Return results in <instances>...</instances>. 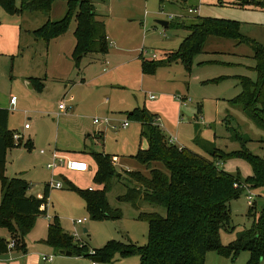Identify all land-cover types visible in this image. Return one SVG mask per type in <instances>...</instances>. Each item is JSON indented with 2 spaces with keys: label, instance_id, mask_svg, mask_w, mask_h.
<instances>
[{
  "label": "rangeland",
  "instance_id": "rangeland-1",
  "mask_svg": "<svg viewBox=\"0 0 264 264\" xmlns=\"http://www.w3.org/2000/svg\"><path fill=\"white\" fill-rule=\"evenodd\" d=\"M90 1L97 19L106 24L109 53L89 55L78 66L72 58L75 20L65 35L49 43L37 41L33 35L49 20H63L68 0L55 1L50 14L16 15L0 7V100L5 103L13 97L17 99V105L9 112V130L21 135L20 140L13 136L17 146L8 152L4 175L27 180L32 197L42 198L45 188H49L47 215L35 220L24 241L19 240L18 232L10 234L0 229V240L7 243L8 251L0 255V264H93L89 257L60 255L61 249L47 242L50 225L56 221L72 237L69 248L75 253L103 249L110 241L138 247L148 243L149 226L139 219L140 213L166 216L165 208L143 202L136 209L119 201L128 188L135 186L128 172L149 176V170L134 158L139 150L148 149L147 140L141 137V123L130 116L136 109L159 115L157 122L168 143L207 159H212L207 150L213 148L224 153L242 150V141L235 139L236 135L243 136L252 154L264 159V129L241 105L230 101L242 92L241 78L258 80L251 46L210 37L202 52L193 57L190 70L178 62L161 67L152 75L142 70L143 60L171 61L190 34L185 29L160 26L157 20H176L185 25L202 17L236 21L242 36L264 47V13L236 6L238 0ZM190 9L197 11L190 13ZM152 95L155 99H150ZM60 105L65 109L61 110ZM105 119L110 124L95 123ZM126 122L129 126L123 127ZM93 151L116 157L117 176L111 182L107 199L111 210L121 214L119 219L91 220L85 200L73 190L103 189L95 181ZM55 152L88 164L90 170L72 172L65 166L54 171L47 169ZM216 161L221 170L240 175L238 185L248 186L245 179L252 174V168L246 161ZM157 167L166 171L162 164ZM58 183L61 188L56 187ZM253 204L254 213L263 207L264 187L243 190L230 202L231 226L235 230L222 232L223 245L228 246L238 232L251 227L253 217L249 212ZM83 219L87 223L77 224ZM12 242L14 247L9 246ZM216 254L208 252L205 264H219L211 260L216 256L223 258L220 264H247L250 259L249 252H242L235 260ZM46 256L54 259L44 262L42 258ZM112 264H140V257L116 255ZM259 264H264V260Z\"/></svg>",
  "mask_w": 264,
  "mask_h": 264
},
{
  "label": "trees",
  "instance_id": "trees-1",
  "mask_svg": "<svg viewBox=\"0 0 264 264\" xmlns=\"http://www.w3.org/2000/svg\"><path fill=\"white\" fill-rule=\"evenodd\" d=\"M55 1L57 0H0V7L16 15L26 12L50 14ZM236 6L264 12V0H238ZM73 20L76 22V29L72 58L76 66L89 55L106 56L110 45L106 24L97 19L90 0H68L63 20H49L33 31L34 38L49 43L51 39L65 35ZM239 26L236 21L212 17H202L190 25L174 20L169 27L185 29L190 34L183 40L178 52L173 54L171 61L165 63L143 60V73L152 75L159 68L174 62L190 70L193 57L202 52L210 37L234 40L237 45H249L254 53L258 80L253 82L251 79L241 78L242 92L230 101L241 105L247 115L264 129V47L242 36ZM198 110L201 112L200 106ZM130 116L141 123V137L148 142V149L139 150L134 158L149 170V176L140 172H128L135 186L128 188L127 194L120 197L119 201L129 203L136 209L143 202L153 207H163L166 216L140 213L139 219L149 226L148 243L143 247L110 241L103 249L75 253L74 249L69 248L72 237L63 232L57 221L50 225L47 242L61 250L71 251L73 255L99 257L103 264H112L116 255L124 258L133 254L140 257V264H205L206 254L210 251L234 260L242 252H249L247 264H259L264 260V205L256 213V204L251 205L249 216L253 217L252 225L249 229L238 232L235 241L228 246L221 241L222 232L232 233L235 230L231 226L229 204L238 198L243 188L236 187L240 175L234 176L221 170L216 160L243 159L252 168V174L245 179L247 187L250 190L264 187V159L246 148L243 136H235V139L242 141V150L224 153L213 148L207 150L212 159H207L189 149L168 143L164 130L157 122L158 114L147 109H136ZM8 122L9 110L0 109V229H6L10 234L18 232L19 240L24 241L35 220L47 215L49 188H45L42 198L28 196L30 185L26 180L18 177L9 179L4 175L6 153L17 146L13 142L14 134L8 128ZM196 142L201 144L199 138H196ZM92 156L97 166L95 181L103 189L94 192L74 187L73 190L85 200L91 220L119 219L121 214L111 210L107 199L111 182L117 176L116 157L96 151L92 152ZM158 164H162L166 171L159 169ZM6 244L4 240H0V255L8 252Z\"/></svg>",
  "mask_w": 264,
  "mask_h": 264
},
{
  "label": "built area",
  "instance_id": "built-area-1",
  "mask_svg": "<svg viewBox=\"0 0 264 264\" xmlns=\"http://www.w3.org/2000/svg\"><path fill=\"white\" fill-rule=\"evenodd\" d=\"M201 2H203L204 0H199ZM197 11V9H190V13H195ZM156 55H154L153 57H155ZM150 99H155L154 96H150ZM10 104L12 105V107H15L17 105V99L15 97L11 98L10 100ZM61 110L65 109V107L63 105H60L59 107ZM95 123L97 124H110V120L109 119H105L103 121H99V120H95ZM129 123L126 122L123 124V127H128ZM29 125L25 126V129H29ZM14 138L16 140H20L21 139V135L19 134H15ZM43 153V152H42ZM58 166H65L68 170L72 171V172H79V173H84V172H88L90 170V167L88 164L83 163V162H78V161H72V160H68L66 158H64L63 156H60L59 153L55 152L53 154L52 157V163L48 164L47 169L54 171ZM57 188H61V185L58 183L56 185ZM237 188H243V190H250L247 186H243L241 187L240 185H236ZM249 199V203L252 204V199H253V195L250 193L248 196ZM87 223V219H83V220H79L77 221V224L79 225H83ZM15 243L12 242L9 246L10 247H14ZM54 259V256H49V257H43L42 260L44 262H52V260Z\"/></svg>",
  "mask_w": 264,
  "mask_h": 264
},
{
  "label": "crops",
  "instance_id": "crops-1",
  "mask_svg": "<svg viewBox=\"0 0 264 264\" xmlns=\"http://www.w3.org/2000/svg\"><path fill=\"white\" fill-rule=\"evenodd\" d=\"M212 4H214V3H212ZM261 12V11H260ZM262 13H264V12H262ZM74 39H75V37H74ZM11 107H12V105L10 104V101H8V100H5V103L3 102V100H0V109H7V110H9V112H10V109H11ZM159 116V115H158ZM159 121V120H158ZM160 125V124H159ZM8 128H9V122H8ZM28 130V129H27ZM176 145V144H175ZM177 146V145H176ZM180 148H183V147H180ZM11 149H9L8 151H7V153H6V159H5V162H6V160H7V155H8V152L10 151ZM116 159V158H115ZM121 176V175H120ZM24 179V178H23ZM25 180V179H24ZM27 181V180H26ZM27 195L29 196V191H28V193H27ZM85 232H87V231H85ZM10 239V238H9ZM8 239V240H9ZM217 255V254H216ZM217 258H211V260L212 261H214V262H216V263H219L220 264V262L219 261H223V258L222 257H220V256H216ZM93 264H95V263H93ZM223 264H224V262H223Z\"/></svg>",
  "mask_w": 264,
  "mask_h": 264
},
{
  "label": "water",
  "instance_id": "water-1",
  "mask_svg": "<svg viewBox=\"0 0 264 264\" xmlns=\"http://www.w3.org/2000/svg\"><path fill=\"white\" fill-rule=\"evenodd\" d=\"M156 24H158V25H160V26H163V27H165V28H168L169 25H170V22H168V21H164V20H157V21H156ZM59 254H60V255H66V256H72V255H73V252H71V251L61 250V251H59ZM90 259H91V261H92L93 263H95V264H102V263H103V260H102L101 258H99V257H92V258H90Z\"/></svg>",
  "mask_w": 264,
  "mask_h": 264
}]
</instances>
